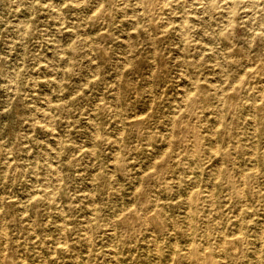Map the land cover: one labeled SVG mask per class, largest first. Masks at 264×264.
Wrapping results in <instances>:
<instances>
[{"label":"rangeland","instance_id":"rangeland-1","mask_svg":"<svg viewBox=\"0 0 264 264\" xmlns=\"http://www.w3.org/2000/svg\"><path fill=\"white\" fill-rule=\"evenodd\" d=\"M263 40L264 0H0V264H264Z\"/></svg>","mask_w":264,"mask_h":264},{"label":"bare ground","instance_id":"bare-ground-1","mask_svg":"<svg viewBox=\"0 0 264 264\" xmlns=\"http://www.w3.org/2000/svg\"><path fill=\"white\" fill-rule=\"evenodd\" d=\"M190 1H192V0H190ZM188 2V1H187ZM200 2V1H199ZM186 3V2H185ZM196 3H197V1H196ZM226 3V2H225ZM193 4V3H192ZM195 4V3H194ZM199 4V3H198ZM200 4H202V3H200ZM50 6V5H49ZM74 6V5H73ZM133 6V5H132ZM185 6V5H184ZM187 6V5H186ZM203 6V5H202ZM201 6V7H202ZM160 7V6H159ZM167 8V7H166ZM171 8V7H170ZM186 8V7H185ZM169 9V8H168ZM173 9V8H172ZM189 9V8H188ZM195 9V8H194ZM202 9V8H201ZM53 10V9H52ZM56 10H57V8H56ZM137 10V9H136ZM226 10V9H225ZM58 11V10H57ZM59 12V11H58ZM176 12V11H175ZM165 13V12H164ZM163 13V14H164ZM227 13V12H226ZM181 15V14H180ZM183 15V14H182ZM181 15V16H182ZM145 17V16H144ZM173 17H175V16H173ZM263 17V16H262ZM62 18V17H61ZM148 19V18H147ZM63 21V20H62ZM260 21V20H259ZM258 21V22H259ZM167 23H169V22H167ZM165 25V24H164ZM166 27V26H165ZM181 30V29H180ZM86 34V33H85ZM88 34V33H87ZM88 36V35H87ZM216 37V36H215ZM174 38V37H173ZM166 41V40H165ZM264 41V40H263ZM178 43V42H177ZM128 45V44H127ZM168 46V45H167ZM168 48V47H167ZM154 49H155V47H154ZM195 49V48H194ZM175 50V49H174ZM190 50H191V48H190ZM206 50V49H205ZM170 51V50H169ZM180 51V50H179ZM182 51V50H181ZM193 51V50H192ZM178 54V53H177ZM181 54V53H180ZM223 54V53H222ZM221 54V55H222ZM244 63V62H243ZM255 63V62H254ZM245 64V63H244ZM197 65V64H196ZM96 67V66H95ZM196 72V71H195ZM241 74V73H240ZM198 75V74H197ZM227 76V75H226ZM196 78V77H195ZM209 78V77H208ZM214 80V79H213ZM219 82V81H218ZM243 82V81H242ZM191 84V83H190ZM221 85V84H220ZM119 90V89H118ZM177 93H178V91H177ZM218 96V95H217ZM35 112V111H34ZM47 113V112H46ZM45 114V113H44ZM138 114V113H137ZM220 114V113H219ZM43 115V114H42ZM52 116V115H51ZM44 117H45V115H44ZM53 117V116H52ZM45 118H47V117H45ZM38 122V121H37ZM216 126V125H215ZM51 130H52V128H51ZM52 132V131H51ZM52 134V133H51ZM170 134V133H169ZM53 135V134H52ZM214 144V143H213ZM216 144V143H215ZM213 146H215V145H213ZM214 149H215V147H214ZM47 152V151H46ZM222 156V155H221ZM46 160V159H45ZM49 161V160H48ZM199 161V160H198ZM45 164V163H44ZM54 166V165H53ZM7 168V167H6ZM12 168V167H11ZM51 171V170H50ZM198 172V171H197ZM55 173V172H54ZM200 173V172H199ZM203 173V172H202ZM227 181V180H226ZM45 183V182H44ZM201 187V186H200ZM186 210V209H185ZM114 231V230H113ZM157 247V246H156ZM173 254V253H172Z\"/></svg>","mask_w":264,"mask_h":264}]
</instances>
